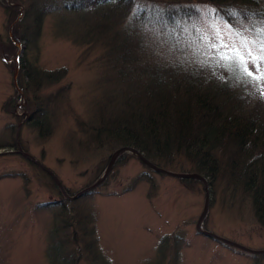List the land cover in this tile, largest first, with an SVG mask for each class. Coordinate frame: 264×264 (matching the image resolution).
<instances>
[{
  "label": "rangeland",
  "instance_id": "1",
  "mask_svg": "<svg viewBox=\"0 0 264 264\" xmlns=\"http://www.w3.org/2000/svg\"><path fill=\"white\" fill-rule=\"evenodd\" d=\"M29 1L0 0V37H15L13 45L8 40H0V143L16 142L15 146L1 147L0 151L20 147L52 170L67 192L74 194L104 172L111 153L117 149L116 143L107 139L100 142L99 136H93L92 124L100 118L98 109L105 98L103 93L108 89L109 95L115 98L120 93L113 82L108 81L107 89L100 87L101 79L112 72L105 47L100 42L94 40L80 45L57 35L71 26L67 17L76 16L80 25H85L84 21L97 16L94 10H64L44 17L37 64L46 70L65 67L66 75L62 80L54 85L44 83L37 89L19 74L14 82L23 47L16 39L22 28L17 31L13 25L17 19L25 17ZM4 8H13L14 15L7 16ZM200 8L204 12L203 4ZM194 25L201 27L200 41L197 35L191 34ZM177 33L180 38L176 45L180 49L167 53L165 46L146 42L149 52L144 57L150 60V50L157 47L158 57L167 54L174 61L181 55L179 50L192 66L200 68L223 66L226 58L218 60L219 55L243 59L248 67L260 58L250 40H238L232 26L218 19L197 20ZM35 50L25 55L31 61L35 59ZM17 70L19 73V68ZM259 95L258 91L256 100ZM262 96L264 100V92ZM39 102L50 117V133L45 136H40L38 128L27 123L28 119L34 121L31 110H35ZM122 155L103 185L75 203L93 212L100 247L111 264L145 263L154 258L159 238L171 233H179L185 240L179 264L254 263L250 255L235 252L196 231L195 223L204 204L200 181L185 183L179 178L150 171L130 152ZM138 175L146 178L132 190L125 191ZM222 187L209 186L211 199L204 228L251 249L263 250L264 227L254 216L250 198L239 191L224 192ZM61 197L65 198L51 176L39 166L20 154L0 155V264H48L44 250L53 214L40 204ZM82 263L88 264L87 261Z\"/></svg>",
  "mask_w": 264,
  "mask_h": 264
},
{
  "label": "trees",
  "instance_id": "2",
  "mask_svg": "<svg viewBox=\"0 0 264 264\" xmlns=\"http://www.w3.org/2000/svg\"><path fill=\"white\" fill-rule=\"evenodd\" d=\"M61 1L30 0L24 18L15 24L8 20L17 31L22 28L16 38L23 47L18 58L19 77L27 78L36 89L62 80L65 67L46 70L37 64L44 17L64 10L96 11L97 16L84 21L85 25H80L76 16L67 17L71 26L64 29L65 34L61 33L64 30L57 34L76 44L95 40L105 47L112 72L101 79L100 87L107 89L106 85L113 82L120 94L115 98L108 89L103 93L100 118L92 124V135L99 136L100 142L107 139L116 143V148L133 147L164 169L199 173L212 188L223 185L224 192L239 191L250 198L254 216L264 227V100L260 97L264 92V0ZM4 9L7 16L14 15L13 8ZM211 18L231 25L238 40L251 41L260 53L255 65L248 67L243 59L219 55L218 60L226 58L223 66L200 68L192 66L179 50L181 55L174 61L167 54L159 55L160 58L157 47L150 50V60L144 57L149 52L146 42L165 46L167 53L180 49L176 45L180 38L177 32L187 24ZM192 27L191 34L200 41L201 27ZM13 38L0 40L13 45ZM34 48L35 59L31 61L25 55ZM33 111L34 121L28 119L27 123L37 127L40 136L48 135L50 117L42 103ZM15 145V141L12 145L0 143V148ZM145 178L134 177L125 191ZM183 180L187 183L194 179ZM78 199L61 197L40 204L53 214L44 250L48 264H111L100 247L93 212L76 206ZM184 242L179 233L161 236L154 258L143 264H179ZM216 242L250 255L253 264H262L264 254H250Z\"/></svg>",
  "mask_w": 264,
  "mask_h": 264
},
{
  "label": "water",
  "instance_id": "3",
  "mask_svg": "<svg viewBox=\"0 0 264 264\" xmlns=\"http://www.w3.org/2000/svg\"><path fill=\"white\" fill-rule=\"evenodd\" d=\"M17 68H16L14 75H13L14 82L16 81V76L18 74ZM15 87H16V89H18L17 86H15ZM27 117L29 118V116H27ZM123 152H130L133 155L137 156L144 164H146L149 168H151L153 171H155L157 173L165 174V175L176 177L179 179H194V180L201 181L203 183V188H204V204L202 207V211L199 214V216L196 220V223H195L196 231L200 234H203V235L211 238V239L219 241V242H221L227 246L237 248V249L244 251L246 253L255 254V255L264 254V249L263 250L251 249L249 247H246V246L241 245L235 241H232L230 239L219 236V235H217L213 232H210V231L203 228V222L206 219V216H207V213L209 210L210 199H211L209 184H208V180L206 177H204L203 175L196 173V172H177V171H172V170H168V169H164L162 167H159V166L155 165L154 163H152L151 161H149L147 158H145L141 152H139L138 150H136L133 147L122 146V147H119L116 150H114L109 157L106 169L99 176V178L96 181H94L92 184L80 189L79 191H77L74 194H69L67 192L66 188L63 186L61 181L58 179V177L55 175V173L52 170H50L49 168H47L46 166L41 164V162L39 160H37L34 156H32L28 152L24 151L20 147H18L17 150H8V151H4V152L0 151V155L4 154V153H16V154L22 155L27 160L36 164L41 169H43L46 173H48L51 176V178L54 180V182L56 183V185L58 186V188L60 189L62 194L65 196V198H67L68 200H72V199L79 198L85 194H88V193L92 192L93 190H95L97 187H99L106 180V178L108 177V175L112 171L117 158Z\"/></svg>",
  "mask_w": 264,
  "mask_h": 264
},
{
  "label": "bare ground",
  "instance_id": "4",
  "mask_svg": "<svg viewBox=\"0 0 264 264\" xmlns=\"http://www.w3.org/2000/svg\"><path fill=\"white\" fill-rule=\"evenodd\" d=\"M181 180H183V179H181ZM62 181V180H61ZM69 192V191H68ZM209 238V237H208Z\"/></svg>",
  "mask_w": 264,
  "mask_h": 264
}]
</instances>
